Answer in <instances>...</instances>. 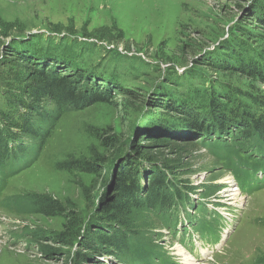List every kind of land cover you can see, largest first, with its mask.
<instances>
[{
	"label": "rangeland",
	"instance_id": "obj_1",
	"mask_svg": "<svg viewBox=\"0 0 264 264\" xmlns=\"http://www.w3.org/2000/svg\"><path fill=\"white\" fill-rule=\"evenodd\" d=\"M260 14L264 15V0H0V57L8 63L1 69L23 70L28 82L35 64L16 58L12 51L13 44L24 41L22 56L26 50L42 52L56 60L48 66L59 65L61 74L83 72L81 87L85 91L103 92L107 82L119 90L106 93V100L61 112L37 159L25 168L21 160L15 163L1 195L18 196L22 203L17 207L13 200L8 208L0 206V264H74L72 260L76 264H128L139 256L149 264L264 263V185L248 196L243 194L231 165L208 151L204 144L208 139L176 135L175 141L142 129L143 123L178 127L171 117L180 118L182 110L176 109L178 105L167 108L164 102L185 101L196 109L201 102L207 103L209 96L218 99L225 95L222 88L228 87L227 81L243 91H264L259 80L213 65L212 59L205 61L207 54L222 48L226 38L234 43L231 33L235 24L242 22L247 30L261 31L263 23L254 18ZM196 90L201 94L196 95ZM129 91L135 95L130 96ZM240 100L261 112L252 101ZM226 101L231 107L237 102H230L229 97L220 102L228 105ZM6 103L0 86V113L6 111ZM146 113L152 117L143 119ZM38 123L46 126L44 120L38 119ZM232 129L234 140L243 141L238 125ZM116 148L120 150L113 160L123 156L122 161L138 148L156 152L169 162L168 185H174L184 201L183 193H192L189 209L203 218L204 228L210 219L203 208L196 210L202 202L223 215L226 227L222 236L229 233L223 248L213 254L211 248L205 249L207 254H196L195 262L178 247L189 239L182 242V236L168 232L159 216L134 215L131 220L149 227L130 226L137 229L139 238L131 240L128 253L114 257L101 249L95 253L85 248L81 245L84 237L72 245L63 243L58 234L67 230V214L44 215L26 209V196L48 195L66 211L74 209L88 221L96 206L91 198L94 190L110 181L117 164L111 162ZM102 159L106 164L96 174L72 168L77 160ZM77 250L86 254L88 261H79Z\"/></svg>",
	"mask_w": 264,
	"mask_h": 264
},
{
	"label": "trees",
	"instance_id": "obj_2",
	"mask_svg": "<svg viewBox=\"0 0 264 264\" xmlns=\"http://www.w3.org/2000/svg\"><path fill=\"white\" fill-rule=\"evenodd\" d=\"M254 18L264 25V15L260 14ZM241 23L235 24L232 28L234 43H230V40L226 38L221 43L222 48L207 54L205 61L212 59L213 65L218 64L229 72L247 75L252 80H259L264 84V27L256 32L247 30L244 25L241 26ZM0 44L2 46V42ZM12 47L16 58L35 65L29 71L32 76L28 82L24 79L23 70L0 68V78H4V84L0 82V86L7 99L6 111L0 113V195L7 178L13 173V167L17 165L16 162L21 160L20 164L25 168L37 159L51 126L61 112L71 108L79 109L84 104L98 100H106V93L118 90L113 82H107L103 92L85 91L81 87L84 85L81 80L83 72L78 71L73 76L69 73L61 74L57 71V67L60 68L59 65L56 68H53L56 64L48 66V63L54 60L48 56L44 57L42 52L31 54L26 50V56H22L25 53L24 41L16 42ZM5 64L8 65L7 60L0 57V67ZM88 76L92 75L88 74ZM227 83L228 87L222 88L225 95L220 96L219 100L217 97L209 96L207 103H204L205 106L200 101L201 105H198L196 109H191L185 101H182V104L172 101L168 104L164 102L163 105L167 108L178 105L176 109L182 110L180 114L183 115L180 118L171 117L178 122V127L176 125L157 128L153 127V124L143 123L142 129H148L150 133L164 135L167 139L175 141H177L176 135L208 139L204 143L208 151L213 156L224 158L225 162L231 165L238 184L244 188L254 178L256 169L264 164V91L260 93L248 89L243 91L239 86H232V82L227 81ZM195 92L198 95L200 90ZM127 94L135 95L130 91ZM228 97L230 102L233 99L237 100V102L233 101L232 107L227 101L228 105L220 102ZM240 98L252 101L261 112H255L248 104L242 103ZM21 107H24L26 111ZM206 107L209 109L204 113ZM150 114L146 113L143 119L152 117L148 116ZM38 119L44 120L46 126L39 127ZM234 125H238L239 132L244 136L241 139L243 141L234 140L236 137L232 129ZM226 136L233 140L226 139ZM108 140L110 143L114 142L111 137ZM21 143L26 145L24 144L23 147ZM192 144L196 145L194 142ZM118 150L120 149L116 148L111 162ZM242 152H249V154ZM254 153L258 157H254ZM125 156L126 158L122 161L120 158L123 156L113 160L117 164L113 168L110 181L104 187L94 190L91 198L96 206L88 221L83 220L74 209L66 211L56 198L48 195L26 196L24 198L26 209L44 215L67 214L69 218L67 230L58 234L65 244L72 245L84 237L81 245L90 251L94 249L95 253H99L100 249L102 253L116 257L128 253L127 248L132 245L131 240L136 241L138 237L135 234L138 233L137 229H131L130 226L132 228L139 226L140 229L149 227L141 223L142 228V225L131 220V217L152 215L159 216L162 224L171 222L170 211L177 199L178 190L174 185H168L171 180L166 176V172H171L172 167L166 160H161L156 152L134 148ZM103 164H106L105 159L77 160L72 163V168L96 174ZM64 167L69 166L64 164ZM169 186L170 190H173L168 192ZM13 200H16L17 207L22 203L18 196H11L1 198L0 206L8 208L12 206ZM135 210L137 214H134ZM84 226L85 229L82 230ZM35 235L39 236V234ZM145 249L150 251L149 246ZM75 256L79 261H88L87 258L85 259L86 254L78 250ZM72 262L76 264V261L72 260Z\"/></svg>",
	"mask_w": 264,
	"mask_h": 264
},
{
	"label": "bare ground",
	"instance_id": "obj_3",
	"mask_svg": "<svg viewBox=\"0 0 264 264\" xmlns=\"http://www.w3.org/2000/svg\"><path fill=\"white\" fill-rule=\"evenodd\" d=\"M232 191V189H230ZM234 197V196H233Z\"/></svg>",
	"mask_w": 264,
	"mask_h": 264
}]
</instances>
